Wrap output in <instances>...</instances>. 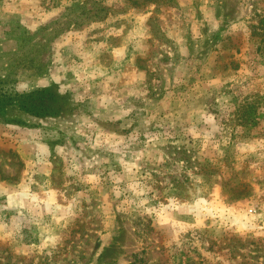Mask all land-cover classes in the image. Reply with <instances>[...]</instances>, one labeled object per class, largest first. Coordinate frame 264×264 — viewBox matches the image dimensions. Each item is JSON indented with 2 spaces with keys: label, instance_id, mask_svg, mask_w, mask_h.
<instances>
[{
  "label": "rangeland",
  "instance_id": "374dc122",
  "mask_svg": "<svg viewBox=\"0 0 264 264\" xmlns=\"http://www.w3.org/2000/svg\"><path fill=\"white\" fill-rule=\"evenodd\" d=\"M0 264H264V0H0Z\"/></svg>",
  "mask_w": 264,
  "mask_h": 264
},
{
  "label": "trees",
  "instance_id": "16d2710c",
  "mask_svg": "<svg viewBox=\"0 0 264 264\" xmlns=\"http://www.w3.org/2000/svg\"><path fill=\"white\" fill-rule=\"evenodd\" d=\"M28 94L19 93L16 91H6L4 87L1 85L0 82V104L4 103V101H11L12 99L16 97H26Z\"/></svg>",
  "mask_w": 264,
  "mask_h": 264
}]
</instances>
